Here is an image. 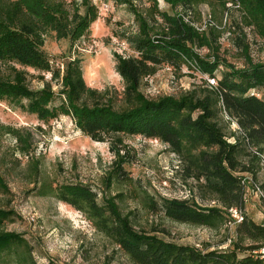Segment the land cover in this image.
Here are the masks:
<instances>
[{"label": "trees", "instance_id": "16d2710c", "mask_svg": "<svg viewBox=\"0 0 264 264\" xmlns=\"http://www.w3.org/2000/svg\"><path fill=\"white\" fill-rule=\"evenodd\" d=\"M113 1L128 6L139 25L138 33L126 38L135 55H114L116 72L124 82L122 102L126 108L115 109L109 90L98 91L86 84L81 59L66 62L61 74L43 50L47 31L55 32L58 39L70 38L72 45L86 36L98 19L91 0H81L86 8L84 15L79 6L71 13L62 0H0V68L9 72L0 75V102H27L22 105L24 111L43 123L71 117L77 130L92 141H110L115 154L110 184L129 181L125 165L130 160L122 150L123 136L159 140L179 158L183 178L195 180L215 205L205 207L179 199L157 202L151 198L148 208L181 224L212 230L230 225L235 231L224 249L179 245L137 230L130 216L121 212L116 198L99 205L96 193L85 185L63 184L52 189V195L83 213L133 264H264L260 254L264 249V223H256L244 212L250 184H243L247 178L239 175L254 174L242 160L252 156L258 162L264 151V96L255 94L264 91V64L253 62L249 46L245 47L247 67L242 69L219 55H200V50L219 46L218 29L211 27L209 36L189 19L191 10L205 0H163L174 10L182 9L174 15L161 12L158 0H149L152 6L146 14L138 11L134 0ZM213 1L224 11L238 7L245 25L253 27L264 40V0ZM164 65L174 70L187 67L215 78L216 87L207 84L202 95L193 91L179 98L149 99L141 91L142 82ZM27 69L50 73L53 80L61 81L60 91L55 92L49 83L39 91L32 90ZM57 97L60 103L55 105ZM222 115L239 127L240 136L233 137L234 142L227 139L220 126ZM6 131L22 141L19 130L7 127ZM0 186L6 188L1 177ZM231 210L242 213L244 220L236 223ZM14 216L13 211L0 209V222ZM2 256L14 258V264H34L27 240L17 233L0 232Z\"/></svg>", "mask_w": 264, "mask_h": 264}, {"label": "rangeland", "instance_id": "374dc122", "mask_svg": "<svg viewBox=\"0 0 264 264\" xmlns=\"http://www.w3.org/2000/svg\"><path fill=\"white\" fill-rule=\"evenodd\" d=\"M62 1L71 13L77 6L81 15L86 13L81 0ZM91 2L96 6L98 19L86 36L72 45L70 38L58 39L55 32L47 31L43 50L61 74L66 62L81 59L86 84L98 91L109 90L115 109H123L126 108L122 102L124 82L116 72L114 55H135L126 38L138 33L139 25L128 6L113 0ZM134 5L146 14L152 3L134 0ZM158 5L161 12L170 15L183 12L180 8L172 9L163 0H158ZM191 11L190 21L209 36L211 27L220 31L219 46L214 44L212 50H200L202 57L219 55L221 60L242 69L247 67L245 47L249 46L248 55L253 62L264 64V40L253 27L245 25L238 7L224 11L217 2L205 0ZM26 71L32 90L39 91L49 83L55 92L60 91L61 81L53 80L50 73ZM222 71L221 67L217 72L219 78ZM8 73L0 68V75ZM207 88L206 77L197 71L187 67L174 70L164 65L142 82L141 91L149 99H158L179 98L193 91L202 95ZM255 94L263 97L264 91H255ZM59 103L60 97H57L54 104ZM26 104L0 102V177L6 185V188L0 186V209L15 213L12 220L0 222V232L22 235L31 248L34 264H133L83 213L52 195L63 184L89 187L96 193L99 205L108 198H116L121 212L130 216L137 230L151 232L166 241L211 250L229 245L228 239L235 231L230 225L212 230L181 224L148 208L147 201L151 198L157 202L179 199L205 207L215 205L195 180L183 178L181 162L167 145L159 140L123 136V147H120L130 160L125 165L129 181L110 184L108 177L115 159L110 141H92L77 130L68 116L49 123L40 122L24 111L22 105ZM219 123L229 141L234 142L233 137L240 136L238 125L225 115ZM7 127L19 130L22 141L8 134ZM242 161L255 172L239 174L250 183L246 188L244 212L261 224L264 223V151L258 162L252 156ZM255 186L263 196L255 191ZM0 264H14V258L2 256Z\"/></svg>", "mask_w": 264, "mask_h": 264}, {"label": "built area", "instance_id": "2783aa9c", "mask_svg": "<svg viewBox=\"0 0 264 264\" xmlns=\"http://www.w3.org/2000/svg\"><path fill=\"white\" fill-rule=\"evenodd\" d=\"M206 77V80H207V84L209 87L213 88V87H216V80L215 78H212V77H209V76H205ZM250 184L248 183L247 179L244 180L243 184ZM255 191L260 194L261 196H263L261 190L259 187L255 186ZM231 213H233V217L235 218L236 220V223H241L243 220H244V215L236 210H231ZM260 254L262 256H264V249H262L260 251Z\"/></svg>", "mask_w": 264, "mask_h": 264}]
</instances>
